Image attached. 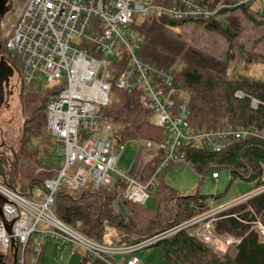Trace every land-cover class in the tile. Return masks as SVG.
<instances>
[{"label":"built area","instance_id":"2783aa9c","mask_svg":"<svg viewBox=\"0 0 264 264\" xmlns=\"http://www.w3.org/2000/svg\"><path fill=\"white\" fill-rule=\"evenodd\" d=\"M261 1L231 0L210 9L197 0H12L13 17L3 27L1 21L0 58L19 59L18 81L27 87L45 79V91L51 92L47 129L62 163L56 178L44 182L37 199L18 193L0 179V196L5 199L0 217V264H12L15 250L16 264H39L41 250L30 246L33 237L36 242L57 241L58 250L62 246L82 249L108 264H142L135 253L161 241L162 234L132 246L99 245L56 217L55 195L62 188L74 193L98 191L118 179L125 185L124 200L145 206L158 193L166 169L191 165L186 159V145L220 153L233 141L264 139V131L231 126L193 129L189 123V94L175 86L170 72L138 57L142 40L134 29L137 18L150 15L194 23L225 9ZM117 67L123 68L116 86L127 93H142L148 124L165 131L159 145L139 140L116 142L106 110L113 101L112 78ZM252 105L256 108L257 101L253 100ZM128 143L136 146L137 153L128 171L121 172L118 163ZM159 154L155 171L142 183L138 172ZM218 177V173L212 174L214 180ZM263 193L264 184L238 199L234 206ZM208 205L211 207L209 201ZM256 225L264 236L262 224ZM192 226H198L195 235L199 241L219 255L225 256L239 242L228 234L219 235L215 219L194 218L185 227ZM117 255L128 257L119 261Z\"/></svg>","mask_w":264,"mask_h":264},{"label":"trees","instance_id":"16d2710c","mask_svg":"<svg viewBox=\"0 0 264 264\" xmlns=\"http://www.w3.org/2000/svg\"><path fill=\"white\" fill-rule=\"evenodd\" d=\"M197 2L214 9L231 0ZM236 12H241L253 24L264 28L263 4L234 7L207 20L194 22L204 26L206 31L218 34L232 47V51L222 58L193 47L168 28L180 27L190 21L150 15L137 18L134 23V29L142 40L138 57L170 72L175 86L189 94V123L193 129L217 130L231 126L236 130L264 131V79L230 76L236 54L233 48L237 47L243 32L234 15ZM237 49V55L245 62L255 60L264 63V55L254 50L245 52L241 46ZM6 61L14 69L15 78H18L21 70L19 59L9 56ZM122 68L117 67L112 78L113 101L106 110L114 126L116 142L139 140L159 145L165 138V131L148 124V111L142 93H127L116 86V78ZM15 86L23 116L22 134L17 149H12L5 142L0 147V179L18 193L31 198L35 191L44 189L46 180L56 178L60 169V166L55 169L45 161L55 147L47 129V105L51 92L35 90L34 85L27 87L19 81ZM253 100L258 103L256 108L252 105ZM184 151L187 161L196 171L223 166L230 171V183L241 180L257 181V187L264 184L261 182L264 176V139L252 137L233 141L220 153H212L194 144L186 145ZM159 160L160 154L138 172L139 181L144 183L152 176ZM124 189V183L118 179L98 191L71 194L62 188L55 195L53 211L61 222L99 245H108L105 238L108 228H113L118 234V245L132 246L188 222L210 208L207 196L181 197L163 184L162 177L152 210L124 200ZM120 207L130 219L120 214ZM258 222L264 227V193L220 216L216 232L228 234L239 241L225 256L197 241L189 230L149 248H160L165 264H264V236L258 231ZM80 264L108 263L84 252Z\"/></svg>","mask_w":264,"mask_h":264},{"label":"rangeland","instance_id":"374dc122","mask_svg":"<svg viewBox=\"0 0 264 264\" xmlns=\"http://www.w3.org/2000/svg\"><path fill=\"white\" fill-rule=\"evenodd\" d=\"M260 4L264 5V1L257 2L254 5ZM13 15V11H10L8 12V14H6L4 19L2 20V27L4 23H7L8 20L13 17ZM234 15L241 23L243 32L238 38L237 47L233 48L236 54L234 57L230 76L232 77L236 75H243L255 79H264V63L259 61L256 62L255 60L245 62L239 54L237 55V48L241 46L245 52L254 50L263 56L264 28L253 24L248 18H245L241 12H236ZM254 15L255 14H253L252 16L254 17ZM169 30L173 34L180 36L183 40H185L193 47L211 52L216 57L222 58L225 53L232 51V47L230 48L229 44L222 37H220L218 34L206 31L204 26L202 25L192 22L184 24L180 27H172V29L170 28ZM109 60L113 61V59ZM17 81L18 78H15L14 75V77L10 80L9 87V91L12 92V95L0 111V145L5 142L9 145V147H12V149L18 148V141L22 134L21 129L23 122V116L21 115V106L17 91L18 89H16L15 86ZM45 86V79L40 78L39 81L35 84L34 89L44 91ZM239 95L242 96L241 94ZM136 153V146L133 143H128L118 163V170H120L121 172L128 171L130 165L136 157ZM7 154H9L8 151ZM45 161L50 163L55 169L59 168L62 160L56 154L55 147L47 155ZM212 168V170L210 169L205 174L200 175L196 172V170L192 169L186 164L173 165L169 167L167 171H165L163 175V181L164 184L168 187L178 190L181 196H196V194L207 196L213 210L210 207L207 212H204L203 214L195 218L203 217L204 219H207L209 217L210 219H215L218 223L222 214L242 204L241 203L234 206V204L238 203V199L247 196L257 188V182H245L236 180L230 183V171L226 167L213 166ZM213 172H216L219 175V180L216 182L211 179V174ZM202 176H205V178L202 179ZM113 178H115V174H113ZM68 191L71 194L74 193L70 190ZM37 196L38 192L35 191L34 198H37ZM154 207L155 197H152L147 202V204L143 206V208L149 210H152ZM223 209L224 211H219ZM188 222H183L180 225L160 232L159 234H162V240L174 238L180 232L189 230L191 231V234L196 238V240L199 241V239L195 235L198 226L185 227ZM115 234L116 231L113 228H108L105 241L108 243V246L121 247V245H118L119 240L118 237L116 238ZM58 245V242L55 240L36 242L35 237H33L30 242L31 247L38 246L39 248H41L39 264H80L82 254L85 252L84 250H74L70 246H64L60 251H58ZM135 255L139 258L142 264H165L161 250L158 247L140 250L136 252ZM122 257L127 258L128 255H117V260L120 261Z\"/></svg>","mask_w":264,"mask_h":264},{"label":"water","instance_id":"95a60500","mask_svg":"<svg viewBox=\"0 0 264 264\" xmlns=\"http://www.w3.org/2000/svg\"><path fill=\"white\" fill-rule=\"evenodd\" d=\"M12 0H0V26L1 21L5 15L11 10ZM1 50V44H0ZM15 71L12 66L6 61L5 58H0V111L2 107L6 104L7 100L12 95L9 91L10 80L14 77ZM2 145H0L1 147ZM5 203V199L0 196V217H2V207ZM120 214L125 218L130 219L129 215L126 213L123 207H120ZM8 233L11 234V229L7 226ZM11 246H15V240H11ZM17 260V250H15L14 260L12 264H16Z\"/></svg>","mask_w":264,"mask_h":264},{"label":"crops","instance_id":"0c3cea01","mask_svg":"<svg viewBox=\"0 0 264 264\" xmlns=\"http://www.w3.org/2000/svg\"><path fill=\"white\" fill-rule=\"evenodd\" d=\"M195 146H198V147H200L199 145H195ZM191 164V163H190ZM61 166V165H60ZM188 166H190L192 169H194L193 168V166H192V164L191 165H188ZM213 166H210V167H208L204 172H201V171H196L198 174H200V175H203V174H205L208 170H212L213 168H212ZM195 170V169H194ZM165 171H167V169L165 170ZM165 173V172H164ZM164 173H163V175H164ZM213 173H216V172H213ZM212 173V174H213ZM212 174H211V179H213L212 178ZM163 175H162V182H163V184H164V181H163ZM203 177V176H202ZM205 178V176L202 178V179H204ZM214 180V179H213ZM219 180V177H218V179L217 180H214L215 182L216 181H218ZM257 182V181H256ZM165 185V184H164ZM167 186V185H166ZM170 188V187H169ZM258 188V187H257ZM256 188V189H257ZM65 189H67V188H65ZM171 189H173V188H171ZM174 191H176L179 195H180V192L178 191V190H176V189H173ZM67 191H68V189H67ZM38 192V196H37V198L39 197V195H40V192H41V190H39V191H37ZM197 195V194H196ZM34 196H35V192H34V194H33V196L31 197V199H37V198H34ZM181 196V195H180ZM154 197V196H153ZM181 197H184V196H181ZM187 197H191V195L190 196H187ZM209 203H210V201H209ZM115 236H116V238L118 237V234H117V232H116V234H115ZM45 242V241H44ZM62 247H64V246H62ZM61 247V248H62ZM61 248L58 250V251H60L61 250ZM40 250H41V248H40ZM82 258V257H81ZM117 259V258H116Z\"/></svg>","mask_w":264,"mask_h":264},{"label":"bare ground","instance_id":"6f19581e","mask_svg":"<svg viewBox=\"0 0 264 264\" xmlns=\"http://www.w3.org/2000/svg\"><path fill=\"white\" fill-rule=\"evenodd\" d=\"M244 143V142H243Z\"/></svg>","mask_w":264,"mask_h":264}]
</instances>
